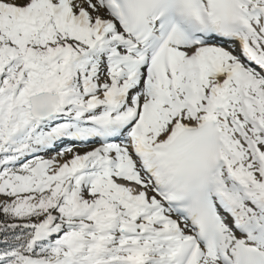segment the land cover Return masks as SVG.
<instances>
[{
    "label": "snow or ice",
    "instance_id": "1",
    "mask_svg": "<svg viewBox=\"0 0 264 264\" xmlns=\"http://www.w3.org/2000/svg\"><path fill=\"white\" fill-rule=\"evenodd\" d=\"M0 264H264V0H0Z\"/></svg>",
    "mask_w": 264,
    "mask_h": 264
}]
</instances>
